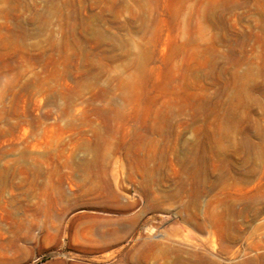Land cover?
Instances as JSON below:
<instances>
[{
    "label": "rangeland",
    "instance_id": "1",
    "mask_svg": "<svg viewBox=\"0 0 264 264\" xmlns=\"http://www.w3.org/2000/svg\"><path fill=\"white\" fill-rule=\"evenodd\" d=\"M37 182L140 217L97 264H264V0H0V264L50 258Z\"/></svg>",
    "mask_w": 264,
    "mask_h": 264
},
{
    "label": "crops",
    "instance_id": "2",
    "mask_svg": "<svg viewBox=\"0 0 264 264\" xmlns=\"http://www.w3.org/2000/svg\"><path fill=\"white\" fill-rule=\"evenodd\" d=\"M37 207L41 210L42 224L38 220L36 242L30 243L31 254L49 253L50 258L45 264H67V262L82 260L91 264L98 262H109L116 260L130 242L134 239L136 224L139 225L140 217L135 215H125L117 213L81 212L76 219L84 221L92 220L93 234L85 233L86 225L75 224L69 220L62 228H53L52 231L45 227V201L44 183L37 182ZM108 198L102 203L113 202L118 199L116 193L109 192ZM108 205H110L108 203ZM39 211V210H38ZM48 216H50V211ZM55 215V214H54ZM59 216V215H58ZM38 218L39 212H38Z\"/></svg>",
    "mask_w": 264,
    "mask_h": 264
},
{
    "label": "built area",
    "instance_id": "3",
    "mask_svg": "<svg viewBox=\"0 0 264 264\" xmlns=\"http://www.w3.org/2000/svg\"><path fill=\"white\" fill-rule=\"evenodd\" d=\"M32 264H41V263H39V262H34V263H32Z\"/></svg>",
    "mask_w": 264,
    "mask_h": 264
}]
</instances>
